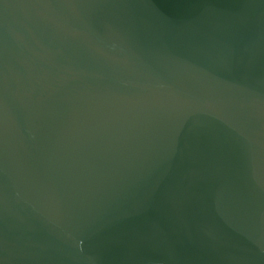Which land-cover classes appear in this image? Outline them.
<instances>
[{
  "label": "water",
  "instance_id": "obj_1",
  "mask_svg": "<svg viewBox=\"0 0 264 264\" xmlns=\"http://www.w3.org/2000/svg\"><path fill=\"white\" fill-rule=\"evenodd\" d=\"M0 264H264V0H0Z\"/></svg>",
  "mask_w": 264,
  "mask_h": 264
}]
</instances>
